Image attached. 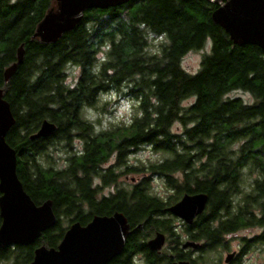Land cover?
<instances>
[{
    "label": "trees",
    "instance_id": "trees-1",
    "mask_svg": "<svg viewBox=\"0 0 264 264\" xmlns=\"http://www.w3.org/2000/svg\"><path fill=\"white\" fill-rule=\"evenodd\" d=\"M57 7L56 0H0V89L14 118L5 140L16 152L24 192L36 205L51 200L56 216L34 243L15 245L14 264L30 262L38 246H55L70 224L113 212L122 213L131 228L141 224L148 238L170 228L164 209L184 193H205L217 205L231 184L264 176V51L233 44L212 23L217 5L129 0L84 11L54 43L32 38ZM22 44V63L3 81ZM190 52H202L194 73L181 66ZM235 90L252 102L227 97ZM111 93L133 101L130 121L97 132L89 110L107 111ZM44 120L55 131L30 140ZM75 142L80 150L73 149ZM142 147L160 159L127 166L124 161ZM59 150L64 168L53 156ZM109 157L124 168L120 174L144 178L99 198L100 187L117 183L116 172L101 168ZM150 176L164 179L172 192L167 201L150 191Z\"/></svg>",
    "mask_w": 264,
    "mask_h": 264
},
{
    "label": "water",
    "instance_id": "water-1",
    "mask_svg": "<svg viewBox=\"0 0 264 264\" xmlns=\"http://www.w3.org/2000/svg\"><path fill=\"white\" fill-rule=\"evenodd\" d=\"M57 10L51 9L36 26L32 38L41 43H54L64 33L72 30L88 9H107L129 0H56ZM217 5L211 14L212 23L220 26L233 44H249L264 51V0H207ZM23 44L17 49L16 62L3 73L8 80L23 61ZM0 89V249L9 246H27L37 240L42 232L54 226L56 216L51 200L34 204L24 192L16 174V152L6 143V135L14 124L9 104ZM55 125L42 121L30 140L48 138ZM206 195L185 194L165 210L189 223L203 211ZM140 227V225H137ZM56 249L44 245L34 249L27 264H104L121 253L129 235L126 217L120 212L110 216H93L85 225L74 222L67 226ZM162 236L155 235L147 242L148 249L158 250Z\"/></svg>",
    "mask_w": 264,
    "mask_h": 264
},
{
    "label": "flooded vegetation",
    "instance_id": "flooded-vegetation-1",
    "mask_svg": "<svg viewBox=\"0 0 264 264\" xmlns=\"http://www.w3.org/2000/svg\"><path fill=\"white\" fill-rule=\"evenodd\" d=\"M111 159L101 163L103 170L109 167L107 163ZM122 174H117V178ZM252 179L256 180L231 184L224 191L225 199L217 205L212 201L211 205L207 197L203 211L189 223L167 211L170 228L154 230L148 238L141 232V224L136 229L129 225L130 233L121 253L104 264H264V176H252ZM95 180L100 185L101 179ZM115 188L111 195L122 189L121 186ZM101 196L109 195L100 193L99 198ZM157 234L162 236L161 247L148 249L147 242ZM60 239L55 246L45 247L56 249ZM3 253L9 257H3ZM14 253L15 246L0 249V264H14Z\"/></svg>",
    "mask_w": 264,
    "mask_h": 264
},
{
    "label": "rangeland",
    "instance_id": "rangeland-1",
    "mask_svg": "<svg viewBox=\"0 0 264 264\" xmlns=\"http://www.w3.org/2000/svg\"><path fill=\"white\" fill-rule=\"evenodd\" d=\"M208 47V45H207ZM206 47V50L208 49ZM202 57V52H190L188 53L186 56H184L183 60H181V66L183 67L184 70H186L188 73H194L198 70L199 65H200V61ZM227 97L229 98H240L242 99L245 103H251L252 102V98L251 96H249L248 93L241 91V90H235L233 92H231L230 94L227 95ZM193 98H190L186 101L183 102V105H188L190 103L193 102ZM107 101H109V105L106 106V108H108L107 111H102V110H94L91 109L90 114H89V118L91 121L94 122V126L95 127V131L99 132V131H103V130H107L111 127H114L116 125L119 124H128L132 115V107H133V101L130 100V98L126 97V96H122L121 94L118 93H111L109 95H107ZM175 128V127H174ZM73 149L74 150H80L81 149V145L76 143L73 144ZM53 156L56 159H59L57 161V167L58 168H64L65 167V163L64 161L61 160V156L63 155L62 153H60V150L57 152H53ZM130 155V154H128ZM126 155V156H128ZM125 156V157H126ZM160 155H158L157 153L151 151L150 147H142L141 149H139L137 152H135L134 157L129 156L127 161H124V163L129 166V165H137L140 166V164L142 163H147L148 161H154L157 158L160 159ZM116 159L112 158L111 161L108 164V168L107 169H112L114 172H116L117 174H120L121 171H124V168L122 166L117 165L116 163ZM125 165V167H126ZM142 166V165H141ZM106 170V169H105ZM246 171V168L243 169ZM149 177V176H148ZM147 177V178H148ZM144 178L143 174H130V175H126V178L124 177V175H120L117 178V182L115 185H110L107 187H102V191L101 194L107 196V195H111V193L114 192L113 188L117 187V186H121L122 189L124 190H128L130 186V184L134 183L135 180H137L136 182L141 181V179ZM149 187H150V191L159 196L163 201H167V197L170 196L172 194V192H170L168 189H166V187L164 186V179L160 178V177H156V176H150V180H149ZM95 184H97V180H95ZM111 187V188H110ZM113 187V188H112ZM61 220H64V218H60ZM63 227L64 225H66L65 222H62Z\"/></svg>",
    "mask_w": 264,
    "mask_h": 264
}]
</instances>
